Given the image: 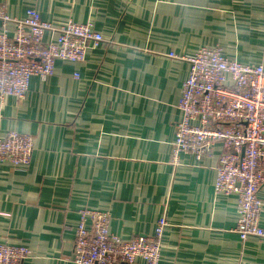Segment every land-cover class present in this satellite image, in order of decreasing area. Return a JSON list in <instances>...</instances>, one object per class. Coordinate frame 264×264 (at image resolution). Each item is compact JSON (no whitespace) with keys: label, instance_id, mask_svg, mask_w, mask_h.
<instances>
[{"label":"crops","instance_id":"obj_1","mask_svg":"<svg viewBox=\"0 0 264 264\" xmlns=\"http://www.w3.org/2000/svg\"><path fill=\"white\" fill-rule=\"evenodd\" d=\"M0 7L15 19L35 9L55 26L92 22L106 39L85 62L58 61L53 76L33 77L24 99L0 101V138L11 131L34 138L28 166L0 164V244L28 247L22 264H75L79 212L90 209L109 212L110 231L123 240L152 235L165 217L159 264H264V239L243 242L235 233L237 196L215 195L219 146L200 162L171 155L186 58L218 46L227 58L264 66V0H0ZM14 28L0 18V32ZM259 196L264 202V186Z\"/></svg>","mask_w":264,"mask_h":264},{"label":"built area","instance_id":"obj_2","mask_svg":"<svg viewBox=\"0 0 264 264\" xmlns=\"http://www.w3.org/2000/svg\"><path fill=\"white\" fill-rule=\"evenodd\" d=\"M0 18L15 26L11 35L7 29L0 32V101L9 96L24 99L33 77L53 76L58 61L83 63L90 50L106 42L92 22L69 20L55 26L35 9L15 19L0 7ZM169 57L178 59L172 53ZM186 61L189 74L178 104L172 159L176 162L189 154L200 162L219 146L215 195L237 196L235 233L241 241L264 239V202L259 196L264 186V66L227 58L218 46H203ZM33 151L31 135L11 131L0 138V164L28 166ZM79 215L73 263H160L168 226L165 217L158 220L152 235L123 240L110 231L109 212L82 209ZM30 256L24 245L0 244V264H22Z\"/></svg>","mask_w":264,"mask_h":264}]
</instances>
